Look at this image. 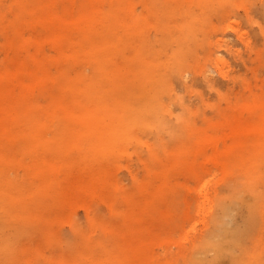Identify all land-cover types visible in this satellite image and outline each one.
Here are the masks:
<instances>
[{"label":"rangeland","instance_id":"374dc122","mask_svg":"<svg viewBox=\"0 0 264 264\" xmlns=\"http://www.w3.org/2000/svg\"><path fill=\"white\" fill-rule=\"evenodd\" d=\"M205 2L216 8L207 16L200 0H0V100L7 106L6 95L11 90L19 97L24 92L26 100L42 106L38 110L41 116L57 96L73 115L87 118L115 109L117 93L129 105L138 106L139 101L131 96L135 78L130 82L121 70L141 71L147 64L142 61L156 64L161 47L158 37L165 39L161 59L167 61L177 49L172 36L186 33L181 25H186L188 13L196 14L200 25L196 30L193 24L189 37L192 50L185 62L186 71L173 74L163 90L167 109L160 107L158 118L152 110L145 123L130 130L118 127L123 131L113 134L117 123L106 116L102 115L104 120L100 117L98 124L71 123L63 114L55 113V107L52 109L43 135L57 151L45 150L42 157L55 166L53 173L35 176L30 168L33 160L27 153L35 145L23 141L32 130L29 123L20 117L19 123L0 125V131L7 130L9 155L18 163L0 165V191L10 194L11 201L22 195L16 193V186L26 185L22 187L26 188L24 195L38 190L47 195L43 189L46 182L53 181L59 190L71 175L94 188L86 200L75 198L67 217L54 206L37 208L38 219L47 216L49 221L58 220L60 215L59 223L53 226L42 222L21 226L2 217L9 227L0 221V242L10 244L7 248L12 259L0 264H93L92 257H103L102 248H85L88 237L103 243L109 252L108 261L114 264L110 252L116 244L114 235L122 227V214L132 215L135 202L155 194L156 208L151 215L157 216L154 222L161 243L153 247V254L160 264H211L215 256L216 264H235L239 245L230 242L218 254L211 248L207 253L200 252L197 246L203 235L217 228L216 220L225 214L223 206L233 211L237 225L256 218L243 249L251 253L262 248L259 237L264 243V216L260 214L264 209V182H259V196L250 182L264 170V155L253 153L256 143L261 148L264 136L248 135L243 149L242 142L230 134L228 121L237 113L254 122L264 115V0ZM165 6L172 11H166ZM107 12L119 21L117 29L125 40L105 54L87 43L84 30L89 28V18L97 40L106 22L102 13ZM58 18L62 22H57ZM60 23L68 29L56 31L54 27ZM13 57L41 77L46 72L44 66L52 77L64 72L74 78H96L94 71L100 64L119 78L117 83L103 81L91 94L85 82L78 81L74 89L60 77L54 79L59 80L55 89L47 92L32 74L4 75L16 72L10 64ZM26 86L29 89L23 88ZM4 116L1 110L0 117ZM19 136L21 140L16 139ZM214 141L218 142L219 162L208 160L215 151L207 144ZM197 142L207 146L198 155L191 151ZM254 158L259 159L253 163ZM244 162L252 166H243ZM6 181H11L10 185ZM111 201L115 209L110 207ZM250 203H254L256 215L248 218ZM224 220L227 222V216ZM123 257L124 264L133 263L130 252Z\"/></svg>","mask_w":264,"mask_h":264},{"label":"bare ground","instance_id":"6f19581e","mask_svg":"<svg viewBox=\"0 0 264 264\" xmlns=\"http://www.w3.org/2000/svg\"><path fill=\"white\" fill-rule=\"evenodd\" d=\"M200 1H202V3H204L205 5L204 13L206 16L210 15L213 11L216 10V8L210 6V3L205 2L207 0ZM166 11H172V9H166ZM98 13H100V11ZM98 13H96L94 16H97ZM102 15L106 17V22L101 27V30L98 33L99 35L97 40H95L93 37V30L91 28V26L93 25L89 18L87 19L89 28L84 30V38L88 40L87 43H89L92 48L97 46V49L100 52L106 54L110 48L116 47L117 45H119L120 41H124L125 39L119 34V31L117 29L119 21L114 19V15L111 12L102 13ZM56 18L57 17H53V19ZM199 20L202 21L201 15H199ZM56 21L62 22V20L59 18ZM186 21V25H181V31L185 32L186 30V33H184V35H178L177 37L172 36L173 41L177 44V49L173 50L170 58L167 61H163L161 59V52L163 48H166L165 39H159L158 37V40H161V47L158 55V62L156 64L142 61V64L143 62L147 64L142 65V69H140L141 71H131L125 69L121 70V73L124 76L130 78V82L133 78H135L131 82V85L133 86L131 96L134 98V100L136 99L139 101V107L134 106L133 104L129 105L128 102L124 101L121 98L120 94L117 93L114 96V101L116 104L115 109L94 113L87 118V115L83 114H81V117L79 115H73L72 109L68 105H64L63 101L59 98V96H57L56 98H53L52 103L48 105L44 114L41 116L38 110L42 106L26 100L24 92H22L23 96L19 97L13 95L11 93L12 90L11 92L9 91L10 94L6 95L8 96L6 102L7 106H4L5 103H2L0 100V111L2 110L4 111V114H6V116L0 117V125L8 124V122L19 123V121L22 120L23 122L29 123L32 127L31 132L25 137V140L23 141L25 142V145H35L33 150L27 153L28 156L32 157L33 161L30 168L34 171L35 176H42L48 173H53L55 171V166L48 163L47 159L45 163V159L44 157H42V154H44L45 150L54 151L56 149L52 146V142L45 139L43 135L44 127H46V118L49 117V113L52 112V109L54 107L55 113L63 114L71 123L84 124L85 122H90L92 124H98L100 117L103 118V116H106L113 122L117 123L115 129L111 130L114 131L113 134H119L120 131H123L122 129L130 130L137 126L139 123H145L147 121L148 113L152 110H154V113L158 118L160 107L163 109H167V106L164 103L163 99V90L171 83L173 74L182 75L183 72L186 71V69H184L185 62L187 60L188 54L192 50L189 37L192 33L191 31L193 29V24H196V30L200 26L198 22V16L193 12L188 13ZM54 28L56 31L62 32L66 31L68 29V26L65 23H60L55 25ZM194 34L195 32L192 36H194ZM125 42L128 43V40ZM145 42L147 44L150 43L148 39ZM135 49L137 48L135 47ZM142 53L143 52H141V54ZM137 57L140 58L139 53ZM217 60L218 62H223V59L221 57H217ZM35 63L38 67H42V64H40L39 61H35ZM10 64L16 67V72L11 71L9 73H5V76L12 78L14 76L32 74L37 84H39V82H42L44 86H46L47 92L48 89H55L56 85L59 83V80L54 79H60V77L61 79H65L67 81V84L71 85L74 89H76V83L78 81L85 82V84L87 85L86 91L91 94L93 93V91L97 92V88L100 89V85L103 81L107 80L110 83H117L119 78V76H112V74L106 71L103 66H100V64L94 71L96 72V78H90L88 76H80L74 78L70 77L64 72L56 77H52L44 68V66L43 69L46 72L43 73V76L41 77L35 71L30 72L27 68V64L17 57L11 58ZM71 86L69 87L71 88ZM23 88L29 89V87L27 86ZM126 93L128 95L130 94L128 92ZM126 93L124 94L125 96ZM0 99H3L2 91H0ZM20 117L21 120L19 119ZM232 118L233 119L231 121H228L230 134L232 135V137L237 138V140H240L242 142L239 144H243V149L246 142L245 138L248 135H254L256 138H262L264 136V115H262V117L256 122H254V120L252 119H246L238 113L235 114ZM68 124L70 125V123ZM118 127H121L122 129L118 130ZM6 136L7 130H1L0 165L7 163L18 165L17 159L15 157L11 158V156L9 155L10 149L7 147V142L5 141ZM175 136L177 137V135ZM16 139L21 140V137L19 136ZM204 145L205 143L197 142L195 147L191 148L192 153L198 155L199 153L205 151V147L211 145L215 152L213 153L214 155L208 158V160L219 162L218 154L220 152L218 148V142L214 141L210 142L209 145L207 144V146ZM263 145L264 138L261 139V148L258 147L257 143L255 144V151H253V153L264 155V147L262 148ZM258 159L259 158H254L253 163L257 162ZM41 160L44 163L40 164L39 161ZM242 165L246 167L252 166V164L250 165L247 162H244ZM10 182L6 181V185H10ZM259 182H264V170L258 171L257 174H255V177L252 178L250 182V187L253 192L257 193V196L260 195L257 192V189L259 188L258 186L260 184ZM23 186L26 185H21V188L20 186H16V193L20 194L21 192L22 195L12 197V201L10 194L0 191V221H2V217H5L10 224H16L17 222L21 226H29L31 224H34L35 222H42L50 223V225L53 226L52 224L59 223L58 220L60 218V215L58 216V220L49 221V218L47 216L44 219H38L35 215V211L37 208L44 205L54 206V208L57 209L58 212L65 213V215H62V217H67L68 215H70V208H73L75 198L84 197V199L86 200V197H90L94 193V188H91L89 184L82 182L81 179L75 177V175H71L69 177L68 183L65 187L60 185L59 190L55 189L56 184L53 181L46 182V185L43 186V189H46L45 191L47 195H43V191L39 190L35 192H31L29 190L30 193L24 195L23 190H26V188H22ZM52 188H54L55 190ZM52 191H54L55 193H53ZM48 194H51V196H48ZM155 197H157V194L153 195V197L151 198L142 197L140 200L133 204L134 212L132 215L124 213L122 214V227L114 235V237L116 238L115 243L117 245L115 244L112 248V251L110 252L112 254V257H110L114 264H124L125 258L123 256H126L127 251L132 254V264H160L157 256L153 254V247L161 243L159 227L154 222L157 220V216L151 215V213L154 212L156 208ZM109 205L112 209H115V203H113V201L109 202ZM249 205L250 213L248 218H250L254 214L256 215L255 208H253L254 203H250ZM223 208L225 214L223 215V217L221 216L216 220L217 228L209 234L203 235L199 239L197 246L200 247V252L207 253V249L211 248V250H215L216 254H218L220 248L223 249L227 247L231 242L232 244L239 245V254L236 256V258H234L235 264H264V245L261 249L252 251L251 253L243 249V242H245L246 238L249 236L248 230L254 228L256 224V218L252 219L253 222L251 220L249 224H247L246 221V224L242 223L240 225H237L233 218V211L226 206H223ZM263 212L264 209L261 208L260 214L262 216H264ZM224 216H227V222H225ZM3 223L7 227H9L7 223ZM5 225L4 229H6ZM225 228L227 229L225 230ZM84 241L85 248L89 250H94L97 247H101L102 256L106 258L105 261L103 257H92L91 263L110 264V262L108 261L109 258H107V254L109 252H107L106 249L103 248L102 242H93L89 237ZM259 241L261 244H264L261 237H259ZM0 247V262L11 260L12 252L7 248L10 247V244L6 241L0 242ZM216 262L217 259L215 256V258L211 259V264H216Z\"/></svg>","mask_w":264,"mask_h":264}]
</instances>
